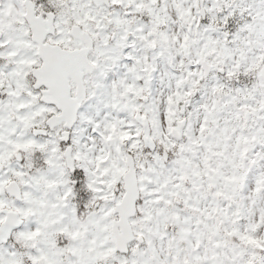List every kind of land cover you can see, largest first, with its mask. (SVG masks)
<instances>
[{
    "label": "snow or ice",
    "instance_id": "6c2138e0",
    "mask_svg": "<svg viewBox=\"0 0 264 264\" xmlns=\"http://www.w3.org/2000/svg\"><path fill=\"white\" fill-rule=\"evenodd\" d=\"M0 264H264V0H0Z\"/></svg>",
    "mask_w": 264,
    "mask_h": 264
}]
</instances>
